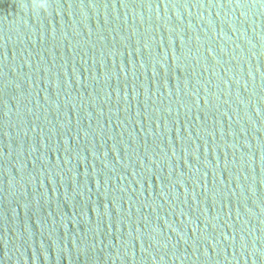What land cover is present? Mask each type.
<instances>
[{"label": "water", "instance_id": "water-1", "mask_svg": "<svg viewBox=\"0 0 264 264\" xmlns=\"http://www.w3.org/2000/svg\"><path fill=\"white\" fill-rule=\"evenodd\" d=\"M0 264H264V0H0Z\"/></svg>", "mask_w": 264, "mask_h": 264}]
</instances>
